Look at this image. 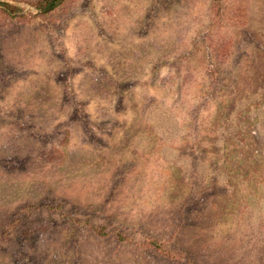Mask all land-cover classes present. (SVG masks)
<instances>
[{"label":"rangeland","instance_id":"1","mask_svg":"<svg viewBox=\"0 0 264 264\" xmlns=\"http://www.w3.org/2000/svg\"><path fill=\"white\" fill-rule=\"evenodd\" d=\"M0 2V264H264V0Z\"/></svg>","mask_w":264,"mask_h":264},{"label":"trees","instance_id":"2","mask_svg":"<svg viewBox=\"0 0 264 264\" xmlns=\"http://www.w3.org/2000/svg\"><path fill=\"white\" fill-rule=\"evenodd\" d=\"M60 1H61V0H57V3L55 4V6H57V4H58ZM49 4H50V2H49ZM1 6L8 7V8L11 7L9 4H5V3H1V2H0V7H1Z\"/></svg>","mask_w":264,"mask_h":264},{"label":"water","instance_id":"3","mask_svg":"<svg viewBox=\"0 0 264 264\" xmlns=\"http://www.w3.org/2000/svg\"><path fill=\"white\" fill-rule=\"evenodd\" d=\"M55 2L56 0H53V2L48 6V8H46V11H49L53 7Z\"/></svg>","mask_w":264,"mask_h":264}]
</instances>
